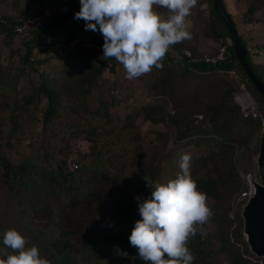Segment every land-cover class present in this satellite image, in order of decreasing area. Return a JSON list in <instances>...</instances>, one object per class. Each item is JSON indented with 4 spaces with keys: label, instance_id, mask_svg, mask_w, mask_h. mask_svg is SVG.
Here are the masks:
<instances>
[{
    "label": "trees",
    "instance_id": "trees-1",
    "mask_svg": "<svg viewBox=\"0 0 264 264\" xmlns=\"http://www.w3.org/2000/svg\"><path fill=\"white\" fill-rule=\"evenodd\" d=\"M29 1L38 4L35 14L0 15L1 40H16L24 49L18 74L28 82L22 92L0 78V247L3 233L15 229L51 264H95L102 257L122 256L117 249L128 253L123 257L129 264H144L128 240L141 219L134 197L151 196L144 176L158 183L174 179L187 153L191 176L214 213L203 225L206 235L198 233L188 242L194 264H264L243 239L240 210L229 216L232 199L246 186L236 153L256 140L260 146L264 130L260 117L244 114L234 100L239 88L234 79L253 96L262 118L264 102L226 41L229 30L213 0H207L206 33L224 46L223 56L206 60L194 46L187 55L183 41L171 46L163 69L151 71V98L122 118L111 113L115 103L104 93L103 73L113 72L117 62L102 56L99 31L79 26L85 22L74 19L78 11L72 8L54 12L56 0ZM241 2L246 4L244 21L264 26V0ZM29 18L41 25L17 34L15 26ZM82 33L84 41L79 40ZM238 36L253 72L264 82V61L253 59L264 56V43L253 52ZM39 48L45 57L35 55ZM60 50V67L41 70ZM138 116L165 124L174 146L167 149V131H157L156 141H163L157 148L142 134ZM80 136L89 147L69 159L70 142ZM24 141L26 153L19 151Z\"/></svg>",
    "mask_w": 264,
    "mask_h": 264
},
{
    "label": "clouds",
    "instance_id": "clouds-1",
    "mask_svg": "<svg viewBox=\"0 0 264 264\" xmlns=\"http://www.w3.org/2000/svg\"><path fill=\"white\" fill-rule=\"evenodd\" d=\"M74 19L85 22L84 30L99 31L103 37L102 56L122 65L125 78L133 80L153 68L162 70L169 48L190 39L186 18L197 0H79ZM165 9V19L156 9ZM174 179L158 183L144 176L150 198L137 195L141 217L128 237L144 264H194L188 242L214 215L208 196L199 191L192 178L191 156L182 154ZM151 185V187H149ZM109 227L112 225L109 224ZM0 264H51L35 245L15 229L3 233ZM118 254L127 256L128 253Z\"/></svg>",
    "mask_w": 264,
    "mask_h": 264
},
{
    "label": "rangeland",
    "instance_id": "rangeland-1",
    "mask_svg": "<svg viewBox=\"0 0 264 264\" xmlns=\"http://www.w3.org/2000/svg\"><path fill=\"white\" fill-rule=\"evenodd\" d=\"M53 4L54 6L52 7V10H54V12L56 10L66 12L70 8L76 11L80 10L79 0H56ZM224 4L228 12H230L232 15L238 33L242 36V38L245 39L250 50L256 52L258 49L256 47L264 43V26L256 23H247L244 21L243 15L246 11V4L241 2V0H224ZM37 10L38 4L32 3L29 0H0V15L23 16L26 14H35ZM156 10L161 13L165 19L168 17V15H170V13H168L165 9L157 8ZM209 16V3L207 0H197L196 7L192 9L190 16L186 18L187 30L192 32V35L190 39H185L183 44L185 47H187L184 50L189 51V46H194L198 50V53L203 55L205 58H215L218 55L220 49L224 48V46L219 45L218 41L207 35L206 28L208 26ZM86 38V34L82 33L79 40L84 41ZM226 41L231 42L229 38H226ZM23 52L24 49L22 45L16 40L11 41L10 44H6L0 38V78H2L6 84L14 86L17 88V90L22 92L27 89L28 85L26 78H23V76L18 74V68L20 65H22L20 57ZM52 53L55 56L49 57L47 63L39 66L41 70H54L60 67L61 62L57 59V56L62 54V50ZM35 55L37 57H45L46 52H43V50L39 48V50L35 51ZM253 59L255 61H264V56L254 55ZM262 65L264 66V62H262ZM230 73L232 76H237L234 71ZM32 74L34 76L36 75L33 72ZM103 79L104 80L102 81V84L104 93H106L107 98L112 97V100L115 104L111 107V113L116 117H124L128 112L134 109L135 105H139V101H142L148 97L151 98L152 96L151 90H149V86L153 80L152 72L147 73L139 78L128 80L125 78V72L122 65L117 62L113 72L105 69V72L103 73ZM237 84L239 85V88L234 96L244 93L249 99V102L253 103L252 107L246 109L245 112L248 113V111H251L254 107L256 113L261 114L255 99L246 89L244 84L234 79V85ZM109 88H111V92L107 93V89ZM256 118H259V116ZM135 122L139 124L142 134H144L147 139H152L155 143L154 145H156L157 148H161V144L163 143V141L160 140L156 141L155 137L157 131H167L169 135L166 142L167 149L174 146L171 138V130H168L165 124L153 123L144 119L142 116H138L135 119ZM261 131L262 129L260 130L259 134ZM88 147L89 142L86 138H84V136H80L71 140V152L69 159H75V157H77L81 151L87 150ZM19 149L20 152L26 153L29 150V147L24 141L22 142V145ZM258 149L259 140H256L251 148L247 149L244 147L236 153L240 174H244L246 172L248 173L247 170H249V173L252 176L257 175L256 159L258 155ZM12 157L18 159V151H13ZM95 264H129V261L123 256L117 255L99 258Z\"/></svg>",
    "mask_w": 264,
    "mask_h": 264
},
{
    "label": "water",
    "instance_id": "water-1",
    "mask_svg": "<svg viewBox=\"0 0 264 264\" xmlns=\"http://www.w3.org/2000/svg\"><path fill=\"white\" fill-rule=\"evenodd\" d=\"M213 8L227 26L237 62L244 68L254 87L264 102V82L253 72L246 59V49L240 42L236 27L222 0H213ZM257 175L254 178V191L240 207L242 236L249 252L264 260V130L256 159Z\"/></svg>",
    "mask_w": 264,
    "mask_h": 264
},
{
    "label": "built area",
    "instance_id": "built-area-1",
    "mask_svg": "<svg viewBox=\"0 0 264 264\" xmlns=\"http://www.w3.org/2000/svg\"><path fill=\"white\" fill-rule=\"evenodd\" d=\"M41 25V22L39 20L36 19H26L24 21H22L21 23H18L15 26V31L17 34L22 35L23 33L27 32V29L30 27H39ZM79 26H84L82 23H79ZM185 53L187 55H189V51L185 50ZM224 54V48H221L217 57L221 58ZM206 60H211L214 61L215 58H206ZM233 72V71H230ZM235 101L240 105L242 111L244 114H251L254 117L259 116L261 121L264 122V118L261 117L260 113H256L255 108L253 107L251 111L245 112L246 109H248L249 107H252L253 103L249 102V99L247 98V96L244 93H240L237 94L235 96ZM72 165L74 167H77V165L75 163H72ZM242 178L245 180V187L240 191L239 194H237L231 201V205H230V210H229V216L230 217H234L236 211L239 209L241 205L246 201V199L248 197H250L254 191V178L256 176H252L250 173L249 174H241ZM261 264H263V262H261Z\"/></svg>",
    "mask_w": 264,
    "mask_h": 264
}]
</instances>
